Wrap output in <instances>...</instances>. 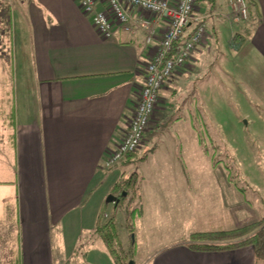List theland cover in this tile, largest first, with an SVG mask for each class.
Here are the masks:
<instances>
[{
	"label": "crops",
	"instance_id": "1",
	"mask_svg": "<svg viewBox=\"0 0 264 264\" xmlns=\"http://www.w3.org/2000/svg\"><path fill=\"white\" fill-rule=\"evenodd\" d=\"M14 1L0 0V65L12 58L21 83H10L12 102L0 97V264H96L91 250L101 245L94 232L101 205L109 194L120 197L113 193L116 183L128 178L118 169L127 160L109 170L103 162L128 130L146 65L165 27L160 24L150 45L141 31L117 28L104 38L74 0ZM208 2H195L190 26L204 23V39L192 59L164 80L142 147L150 143L154 128L182 121L171 117L178 110L188 113L191 131H197L196 121L208 129L205 70L216 68L217 81L229 75L234 89L243 85L263 107L257 117L244 114L236 122L249 126L247 144L263 153V161L243 173L247 177L241 172L258 194L264 185V0L255 1L256 17L246 22L231 20L227 2ZM96 9L107 10L106 4L98 0ZM221 23L229 28L227 52L219 45ZM228 116L236 117L232 110ZM212 120L225 128L217 117ZM235 129L240 137L241 130ZM161 166L178 167L172 162ZM222 181L231 185L227 177ZM236 191L241 195V189ZM237 204L244 216L264 218L251 206ZM101 256L104 264L113 263L106 248ZM154 264L264 263L255 261L250 246L220 252L185 246L157 257Z\"/></svg>",
	"mask_w": 264,
	"mask_h": 264
},
{
	"label": "rangeland",
	"instance_id": "2",
	"mask_svg": "<svg viewBox=\"0 0 264 264\" xmlns=\"http://www.w3.org/2000/svg\"><path fill=\"white\" fill-rule=\"evenodd\" d=\"M2 1L9 5L15 3L14 0ZM215 1L228 4L227 0ZM247 1L251 4L249 13L254 17L257 14L256 0ZM212 3L213 0H209L208 4ZM196 7L200 9L201 2ZM205 8L209 9L207 5ZM240 26L235 25L234 28L239 29ZM219 29L223 37L219 41L220 49L227 52L229 46L225 33L229 32V28L227 24L221 23ZM0 67V97L9 103L13 98L10 83L14 87L16 81L18 85L21 84L20 72L14 70L12 58L9 61L3 59ZM214 71L217 69L206 68L207 79L203 86L209 95L207 106L211 123L208 122V129H205L201 121H196L197 131H191L188 113L178 110L171 117H181L182 121L173 126L162 124L154 128L155 134L150 135V143L144 147L141 144L131 162L118 167L127 173L126 177L132 176L131 185L124 187L119 194L126 195L120 196L117 204L106 203L107 197L113 194L104 197L100 209L114 218L121 245L128 253L125 260L127 263L154 264L157 257L188 246L192 234L230 230L262 219L244 216L242 209L238 208L237 202L240 201V204L243 202L241 206H251L258 214H264V185L261 186L263 190L260 189L257 194L252 190V185L242 179V174L248 175L251 170L249 166L263 161V153L247 144L250 141L249 126H245L244 121L240 124L236 122L239 121L238 116L243 117L244 114L257 117L263 107L260 102H254L243 85L236 84L234 89L233 79L229 75L217 81ZM230 110L236 117L229 118ZM213 117L223 121L219 123L225 122V128L224 124L217 128ZM235 126L241 130L240 137ZM218 132L220 137L217 136ZM207 133L210 138L206 137ZM152 149H155V153H152ZM167 162L178 167L163 168L161 164ZM190 162L194 167H191ZM188 177L192 181H188ZM225 177L229 178L231 185H224L222 180ZM236 189L242 190L241 195H238ZM113 193L119 192L114 190ZM106 218L101 217L102 221ZM127 224H130L131 232ZM100 244L91 250L92 261L96 264H104L101 254L105 246L102 242ZM131 249L133 253L128 252ZM95 250L99 253L94 254Z\"/></svg>",
	"mask_w": 264,
	"mask_h": 264
},
{
	"label": "built area",
	"instance_id": "3",
	"mask_svg": "<svg viewBox=\"0 0 264 264\" xmlns=\"http://www.w3.org/2000/svg\"><path fill=\"white\" fill-rule=\"evenodd\" d=\"M74 1L85 15L91 17L92 24L104 38H110L117 28L129 33L141 31L145 44L150 45L158 36L160 24L163 23L165 27L159 45L146 65L144 85L128 130L117 148L104 159L103 166L108 170L117 166L128 155L134 154L141 146L150 128L151 117L158 104L159 91L164 80L190 59L191 53L204 39L206 25L197 21L194 27L190 26L196 0H101L106 4L107 10L104 11L96 9L98 0ZM227 1L231 8V20L246 22V1ZM188 28L191 29L188 39L172 53L176 44L186 36Z\"/></svg>",
	"mask_w": 264,
	"mask_h": 264
},
{
	"label": "trees",
	"instance_id": "4",
	"mask_svg": "<svg viewBox=\"0 0 264 264\" xmlns=\"http://www.w3.org/2000/svg\"><path fill=\"white\" fill-rule=\"evenodd\" d=\"M245 1L248 8V20L250 21V18L251 20L253 18L252 13H249L251 4L249 1ZM254 16L256 17V15ZM187 39L188 35L186 37H183L180 42L176 44L175 49L172 53H174L177 47L181 46ZM134 154L128 155L125 158V160L128 161V164L131 162ZM131 183L132 176L126 179H120L116 183L115 190L119 192L118 194H120L121 190L124 189V187L131 185ZM100 212L101 213L97 218V226L94 231L96 237L101 240L114 264H129L125 261L127 260L126 258L128 256V253L121 245L122 242L120 241L119 235L117 233L114 218L107 215V218L102 221L101 217H105V212ZM127 226L129 227V231L131 232L130 224H127ZM241 246H250L253 250L255 261L264 263V218L257 222L248 223L235 229L192 234L187 247L192 251L220 252L238 248ZM128 252L133 253V250L131 249Z\"/></svg>",
	"mask_w": 264,
	"mask_h": 264
},
{
	"label": "water",
	"instance_id": "5",
	"mask_svg": "<svg viewBox=\"0 0 264 264\" xmlns=\"http://www.w3.org/2000/svg\"><path fill=\"white\" fill-rule=\"evenodd\" d=\"M126 194L125 193H122V195L120 196H125ZM120 200V197L118 196H114V195H109L106 199V203H114V204H117ZM129 264H133L132 262H130Z\"/></svg>",
	"mask_w": 264,
	"mask_h": 264
}]
</instances>
